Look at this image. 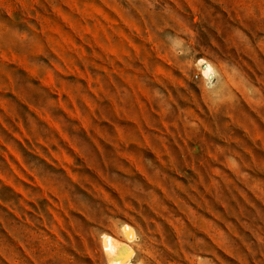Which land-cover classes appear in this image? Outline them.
<instances>
[{
    "label": "rangeland",
    "instance_id": "obj_1",
    "mask_svg": "<svg viewBox=\"0 0 264 264\" xmlns=\"http://www.w3.org/2000/svg\"><path fill=\"white\" fill-rule=\"evenodd\" d=\"M104 234L264 264V0H0V264Z\"/></svg>",
    "mask_w": 264,
    "mask_h": 264
},
{
    "label": "bare ground",
    "instance_id": "obj_2",
    "mask_svg": "<svg viewBox=\"0 0 264 264\" xmlns=\"http://www.w3.org/2000/svg\"><path fill=\"white\" fill-rule=\"evenodd\" d=\"M207 71L211 70V66L208 65ZM205 69V72H207ZM207 74V73H206ZM124 230L129 239H132L134 236V230L129 225L124 226ZM105 250L109 264H132L131 258L134 254V249L129 246L127 242L119 240L113 235L104 234Z\"/></svg>",
    "mask_w": 264,
    "mask_h": 264
}]
</instances>
